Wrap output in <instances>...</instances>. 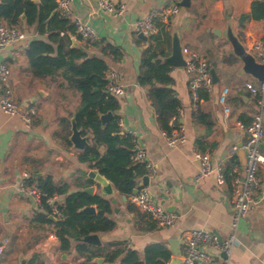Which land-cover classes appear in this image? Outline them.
<instances>
[{
  "label": "crops",
  "instance_id": "1",
  "mask_svg": "<svg viewBox=\"0 0 264 264\" xmlns=\"http://www.w3.org/2000/svg\"><path fill=\"white\" fill-rule=\"evenodd\" d=\"M31 1L35 3L36 0ZM254 1L257 0H189V6L182 7V0H112L125 7L119 17L107 15L91 0L71 2L72 19L85 22L97 33L93 41L79 39L77 47L87 57L102 59L128 87L127 93L118 99L117 115L145 151V162L156 168V174L148 178L149 191L159 204L163 201L162 206L176 215L175 222L164 228L157 227L146 214L138 211L130 197L124 200L111 184L110 191L103 190L97 182L87 178L91 169L77 161L79 151L66 142L70 135L65 134L67 130L71 134L70 121L80 104L79 94L68 87L61 76L44 79L33 76L24 51L30 40L45 39V36L38 34L36 24L27 26L21 20L17 26L26 34V39L1 50L0 63H5L11 70L13 96L19 108L34 107L36 114L32 124L28 125L20 115L9 116L0 110V247L3 249L0 264H20L22 260L25 264H81L91 251L88 247L78 254L79 242L75 240L76 245L72 248L71 242L69 252L59 250L53 224H42L34 219L35 214L44 210L17 188L25 173L30 175L26 183L35 188V178L50 176L54 183L66 184L69 192L92 188L91 195L109 200L115 227L107 233H97L101 242L99 247L116 243L120 248L136 251L142 258L146 246L159 244L168 250L170 258H181L186 253L183 238L190 230L202 228L220 238L228 236L230 186H217L211 177L194 183L199 162L193 158V150L208 153L214 167L225 169L230 166L232 155L237 174L242 172L244 164L237 152L246 138L244 127L256 110L243 84L252 78L240 74V60L230 53V45L223 36L219 37L213 31H223L229 15L235 34L249 51L253 42L264 36V19L247 17L240 20L243 15L250 14ZM173 3L179 5V13L170 17L164 28L170 34V41L176 33L181 47L205 55L209 68L214 71L215 81L207 99L199 103L198 113L205 116L199 121L198 113L191 109L184 68L170 66V87L183 110L178 122L186 136L184 143L171 147L160 134L155 111L147 97L149 87L137 82L142 53L152 41L150 37L147 41L139 39L134 24L153 10ZM106 44L118 48L122 57L115 60L104 52ZM222 87L229 88L230 115L227 118L223 117L218 103ZM87 137L89 144L91 140ZM233 146L237 150L231 153ZM100 152H104L103 147ZM142 178L138 187L144 186ZM255 197L258 203L238 223L237 241L229 264H264V167L257 173ZM115 208L118 213L113 212ZM89 264L108 263L97 256ZM112 264H118V261Z\"/></svg>",
  "mask_w": 264,
  "mask_h": 264
},
{
  "label": "trees",
  "instance_id": "2",
  "mask_svg": "<svg viewBox=\"0 0 264 264\" xmlns=\"http://www.w3.org/2000/svg\"><path fill=\"white\" fill-rule=\"evenodd\" d=\"M55 1L39 0L36 4L31 0H0V23L17 26L21 23L23 15V21L27 26L37 25L38 34L45 36V39L30 40L24 55L34 77L44 79L61 76L67 86L79 94L80 104L73 117L82 135L89 136L91 142L82 151L77 152V161L89 169L97 170L119 195L131 197L133 191L138 188L139 179L146 175V170L144 163H134L130 160L134 140L132 136L119 137L117 134L116 121L120 106L118 100L106 96L104 92L107 65L102 59L87 57L78 47H71L73 37L69 35L79 40L75 34V26L69 19L57 16L54 11ZM247 17L254 20L264 19V1H254L250 14L243 15L240 20L243 21ZM157 27L158 33L149 38L152 43L142 53V68L137 82L141 86L149 87L147 97L155 111L156 121L160 130L169 133L176 125L171 127L168 122L181 106L170 87L171 67L163 61L169 55L170 34L165 31L164 24L159 23ZM103 51L111 54L115 60L122 57L120 50L109 44L103 47ZM207 97L206 93L200 94L201 100H206ZM107 112L114 115L108 122L102 124L100 116ZM203 117L205 116L197 114L199 121ZM66 142L70 145L68 138ZM101 147L104 148L103 153L100 152ZM225 173H230V166L225 169ZM34 180L36 188L45 193L46 197H63L60 219L53 221L49 219L48 208L43 199L44 212L34 216L39 223L53 224L54 236L61 252L70 251L71 240L90 234L107 233L115 227L109 200L97 194L90 195L84 190L69 192L66 184L58 185L50 176ZM127 205L133 210L129 204ZM88 206H93L96 211H103V214L83 211ZM88 247L91 248L89 256L81 264H89V261L97 256L103 257L104 262L108 264L117 261L118 264H167L170 260L168 250L159 244L146 246L142 258L136 251L120 248L116 243L96 247L79 242L77 253Z\"/></svg>",
  "mask_w": 264,
  "mask_h": 264
},
{
  "label": "built area",
  "instance_id": "3",
  "mask_svg": "<svg viewBox=\"0 0 264 264\" xmlns=\"http://www.w3.org/2000/svg\"><path fill=\"white\" fill-rule=\"evenodd\" d=\"M96 7L112 17L121 16L125 7L122 4H114L112 0H91ZM55 13L60 18L69 19L75 26L76 36L83 42H90L96 39V31L85 22L79 19H72L71 2L72 0H56ZM179 13L177 3L169 4L160 9L153 10L134 24V32L146 37L155 36L158 33L157 24H167L170 17ZM26 39V34L16 26H9L0 23V51L10 45ZM255 57L256 61L264 65V36L253 42L248 51ZM181 54L184 59V70L187 75V87L190 95V105L192 111L198 113L201 93L209 94L212 89V78L210 74L209 63L205 55L192 50L188 47H181ZM106 84L104 92L108 97H114L116 100L123 97L128 87L125 85L120 75L112 69H108L104 74ZM243 87L249 93L254 101L255 113L247 126L244 127L246 138L241 145L244 152L245 163L240 174H237L236 160L230 155V173H225L223 166L214 167L208 153L193 150V158L199 162V167L193 177L194 183L211 177L217 186H230V232L227 237L220 238L206 229H193L184 235L186 246L185 255L181 256L182 264H229V257L233 246L237 241V226L241 219L247 216L258 203L255 197L257 189V173L261 167H264V79L257 81L255 79L244 82ZM229 94L228 87H222L218 95V103L222 107L224 118L229 117L230 108L227 105ZM0 110L9 116L20 115L23 121L30 125L36 114L34 107L25 110L19 108L18 103L13 96V87L11 83V70L5 63H0ZM182 108L172 116L168 125L173 127L171 132L161 130L160 134L166 143L171 146H177L186 141L184 128L178 120L182 116ZM117 134L119 137L131 136V133L124 127L123 120L117 118ZM263 148V149H262ZM237 150L236 146L231 148V153ZM130 160L134 163H144L146 176L152 178L156 174L154 165L145 162V151L133 140L132 153ZM30 177L28 173L23 175V181L19 183L18 190L32 199L33 203L43 209L42 199L48 208L47 215L53 220L60 219L62 216L63 199L58 196L46 197L45 193L26 183ZM132 204L138 211L146 214L157 227L164 228L171 226L176 215L167 211L153 197L147 186L137 188V193L130 197ZM44 210V209H43ZM53 237V236H51ZM3 249L0 247V255ZM224 254L225 258L221 256Z\"/></svg>",
  "mask_w": 264,
  "mask_h": 264
},
{
  "label": "water",
  "instance_id": "4",
  "mask_svg": "<svg viewBox=\"0 0 264 264\" xmlns=\"http://www.w3.org/2000/svg\"><path fill=\"white\" fill-rule=\"evenodd\" d=\"M36 1L35 3H37ZM180 6L188 7L189 0H182ZM226 18H227L226 21L227 24L225 29L223 31L216 30L213 31V33L219 37L223 36L224 40L228 42V44L230 45V53L240 60L241 62L240 74L247 75L257 81H262L264 79V65L257 62L253 54H251L245 49L240 39L233 30L231 21L229 20V15H227ZM21 20H24L23 15L21 16ZM138 38L143 41L148 40V38L142 34H138ZM71 43H72L71 47H77L78 40L75 38H71ZM8 47H11V45ZM163 61L166 62L171 67H184L185 63L183 56L181 54V46L179 44V40L177 38L176 33L172 34L170 53L167 57L163 59ZM210 74H211L212 82H214L215 81L214 71L212 69H210ZM113 115L114 114L111 112H107L101 115L100 116L101 123L104 124L108 122L113 117ZM70 125H71L70 127L71 134L69 136V141L75 150L82 151L88 145V137L82 135V131L77 128L74 117H72L70 121ZM237 154L244 164L245 157H244V152L241 148H239ZM87 178L97 182V184H99L103 190L104 189H108L109 191L111 190L110 182L107 179H105L97 170L91 169L87 173ZM142 184L144 186H147L148 184V177L146 175L142 178ZM84 191L91 195L93 190L92 188H86ZM136 193H137V188L133 191V195H135ZM123 199L125 200V196H123ZM114 202L115 201L112 200V203ZM162 203L163 201L160 203V205H162ZM166 210L171 211L168 208H166ZM83 211L91 214H95V213L103 214V211H96L93 206L85 207ZM113 212L118 213V210L115 208ZM75 241L90 244L96 247H99L101 245V242L97 234H90L83 238H76ZM221 256L225 258L224 254H221ZM20 264H25V260H22ZM167 264H182V260L179 257H171Z\"/></svg>",
  "mask_w": 264,
  "mask_h": 264
},
{
  "label": "rangeland",
  "instance_id": "5",
  "mask_svg": "<svg viewBox=\"0 0 264 264\" xmlns=\"http://www.w3.org/2000/svg\"><path fill=\"white\" fill-rule=\"evenodd\" d=\"M16 27H18V26H16ZM18 28H19V27H18ZM65 134H66V135L68 134V130L66 131V133H65ZM67 137H68V136H67ZM71 242H72V248H73V246H74V245H76V244H75V242H76V241H75V242H73V240H72Z\"/></svg>",
  "mask_w": 264,
  "mask_h": 264
}]
</instances>
